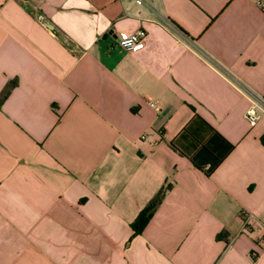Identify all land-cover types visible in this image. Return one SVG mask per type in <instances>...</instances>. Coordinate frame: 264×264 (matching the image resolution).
Instances as JSON below:
<instances>
[{"label":"crops","instance_id":"1","mask_svg":"<svg viewBox=\"0 0 264 264\" xmlns=\"http://www.w3.org/2000/svg\"><path fill=\"white\" fill-rule=\"evenodd\" d=\"M260 2L0 0V264H264Z\"/></svg>","mask_w":264,"mask_h":264},{"label":"built area","instance_id":"2","mask_svg":"<svg viewBox=\"0 0 264 264\" xmlns=\"http://www.w3.org/2000/svg\"><path fill=\"white\" fill-rule=\"evenodd\" d=\"M136 6H142L145 4V0H134ZM258 7L264 11V2L258 3ZM128 14V13H127ZM160 23L167 27L171 28V24L165 17L159 18ZM147 37V32L144 29H139L136 32L127 33L120 32L117 36L118 44L127 52H137L141 50L145 45V39ZM235 87L247 96L250 101L249 107L244 112V119L248 125H254L260 117L264 116V97L252 92L243 84L232 81ZM150 106H153L152 103H149ZM245 222L248 219H251V216H243ZM259 249L264 253V226L262 227V233L257 238L256 241Z\"/></svg>","mask_w":264,"mask_h":264},{"label":"trees","instance_id":"3","mask_svg":"<svg viewBox=\"0 0 264 264\" xmlns=\"http://www.w3.org/2000/svg\"><path fill=\"white\" fill-rule=\"evenodd\" d=\"M5 98V94L3 96ZM264 145V140H261ZM168 191V186L162 187L148 202L146 207L138 214L137 218L135 219L134 223L132 224V229L136 233H140L142 229L146 226L149 220L152 218L154 212L162 203L166 192Z\"/></svg>","mask_w":264,"mask_h":264}]
</instances>
